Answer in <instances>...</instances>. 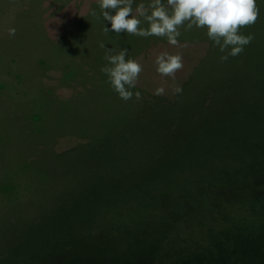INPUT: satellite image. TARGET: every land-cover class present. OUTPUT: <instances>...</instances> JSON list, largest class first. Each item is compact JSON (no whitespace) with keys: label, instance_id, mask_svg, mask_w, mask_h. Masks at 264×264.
<instances>
[{"label":"rangeland","instance_id":"rangeland-1","mask_svg":"<svg viewBox=\"0 0 264 264\" xmlns=\"http://www.w3.org/2000/svg\"><path fill=\"white\" fill-rule=\"evenodd\" d=\"M139 2L134 0L133 8ZM7 3L13 8L6 21L0 20V239L22 236L23 243H0V264H264V176L243 179L231 174L226 183L214 177L211 182L219 188L212 190L193 174L184 186L191 188L193 184L196 190L203 188L209 193L201 199L189 197L190 188L183 191L178 187L182 178L167 183L156 179L145 192L113 201L83 218L71 216L69 219L78 218L70 224H59L63 221L57 217L53 228L43 224V216L13 221L19 208L32 209L24 205L36 199L41 188L38 185L50 180L49 169L59 163L57 158L71 153L76 141L73 136L85 138L88 120L111 117L120 120L119 128L127 126L130 117L131 122H143L144 116L156 114L165 106L174 107L177 98L191 86L192 94H200L202 84L217 83L220 69L225 72L223 93L229 90V73L239 85L243 76L256 81L257 77L252 71L241 73L237 56L221 62L216 56L221 52L204 28L186 30L185 25L180 29V45L173 47L166 38L105 33L104 27L110 28V24L103 20L98 0ZM256 3L259 18H264V0ZM92 10L97 16L91 15ZM14 16L31 26L17 27L15 35L10 36L8 29L18 25L9 21L8 26ZM59 41L61 45L69 43L66 57L60 56L54 46ZM101 43L114 54L126 48V58L142 63L143 71L132 90L139 91L142 99L137 101L133 96L125 102L112 89L100 70L107 63ZM163 50L180 52L183 57L184 66L174 81L155 71V55ZM42 56L45 64L37 69L36 58ZM32 63L35 65L30 67ZM158 85L165 87V95H153ZM174 85L182 86V93L174 95ZM260 86L255 85L264 90ZM109 87L112 91L108 93ZM107 93L111 98L118 97V102L117 97L112 100L117 108L110 112L103 105ZM222 104L221 100L211 102L209 106L214 105V109L206 111L203 126L219 127L217 131H221L232 124L226 123L229 120L222 123L230 116L219 111ZM205 105L201 103L200 111ZM256 115L248 118L253 120ZM194 126L191 121L187 129L193 132ZM224 155L222 163L231 157ZM244 161L249 170L250 160ZM214 166L208 165L205 171ZM203 199L215 209L205 212ZM46 211L44 207L43 214ZM26 222L35 224L24 230V240L21 229Z\"/></svg>","mask_w":264,"mask_h":264},{"label":"trees","instance_id":"trees-1","mask_svg":"<svg viewBox=\"0 0 264 264\" xmlns=\"http://www.w3.org/2000/svg\"><path fill=\"white\" fill-rule=\"evenodd\" d=\"M4 1L0 0L1 21L8 19L13 8L12 4L7 3L9 0H6V4ZM9 21L11 25L18 23L15 29L24 25L28 28L31 26L30 22L20 21L16 16L8 20V26ZM241 32L245 35L249 33L254 35L251 43L237 56L242 68L241 73L252 71L257 81L241 76L239 85L229 73L227 81L229 90L223 93L225 72L220 69L216 73L219 79L217 83L211 81L202 84L199 86L202 89L200 94H192L191 86L189 92L177 98L174 107L165 106L156 114L144 116L143 122H131L130 117L127 126L119 128L120 120L116 121L111 117L101 119L94 117L91 121L88 120L89 123L84 126L87 130L85 138L73 136L76 141L71 153L57 158L59 163L51 165L49 169L50 180L46 185H38L41 188L37 191L36 199L24 205L25 208L32 209L24 211L19 208L13 221L30 217L40 219L43 216L45 220L43 224L53 228L54 223H58L55 222L57 217L63 221L59 224L66 222L70 224L72 219L83 218L100 208L103 209L113 201L118 202L120 199L128 198V195L147 191L149 186L156 183V179L167 183L170 179L182 178L183 183L178 187H183V191L190 188L184 185L189 183L193 174L201 177L202 182L210 185L212 190L219 188L213 186L211 182L214 177L217 180H225L224 183L230 179L231 174L243 176V179H261L260 177L264 176V90L255 85L264 86V18H258L256 25L246 27ZM54 43L60 56L66 57L70 54L68 41L64 45H61V41L57 45ZM221 55L223 53L216 55L219 60ZM36 60L39 64L37 69L42 68L45 64L43 56L41 59L37 57ZM34 65L32 63L29 66ZM110 90L112 91L109 87L108 93ZM108 93L103 105H106L105 108L110 112L117 108L118 97H115L117 102L114 103L112 100L115 98H111ZM218 100L223 103L219 111L230 115L224 117L222 123L226 120H229L226 123L232 122L221 131H217L220 130L219 127L203 126L206 111L214 109V105L212 107L209 105ZM201 103H206L205 112L200 111ZM252 114L257 115L250 120L248 117ZM191 121L195 123L193 132L187 129ZM223 142L227 144L221 145ZM241 145L243 148L237 150ZM219 151L223 152L218 155ZM227 153L231 157L229 161L227 159L222 163L225 155L223 157L221 155ZM243 159L250 160L249 170ZM208 165L216 167L210 168L207 172L205 168L208 169ZM190 185L191 190L187 194L189 197L207 198L209 193L203 188L196 190L195 185ZM127 203L132 206L131 202ZM203 204L205 212L208 209L209 211L215 209L209 206L206 199H203ZM7 205L8 203L4 207ZM44 207H47V211L43 214ZM77 215L78 217L69 219ZM34 224L26 222L21 234L25 235L24 230ZM26 238L27 235L23 236L24 240ZM0 241L7 244L23 240L22 236L10 235L4 240L1 238Z\"/></svg>","mask_w":264,"mask_h":264},{"label":"clouds","instance_id":"clouds-1","mask_svg":"<svg viewBox=\"0 0 264 264\" xmlns=\"http://www.w3.org/2000/svg\"><path fill=\"white\" fill-rule=\"evenodd\" d=\"M100 14L104 21L110 24L103 31L117 34L126 32L139 37L156 36L166 38L169 45H180V29L185 25L186 30L195 28L206 29L207 37L214 46L223 53L221 62L229 57L240 55L245 47L254 39V35L241 32L242 28L254 25L259 18V8L256 0H143L133 8L134 0H98ZM92 16H97L95 10ZM146 24V27H142ZM15 28L8 29L10 36L15 35ZM100 47L105 50L104 59L107 63L101 67V72L107 76L108 83L123 101L135 96L139 101L142 95L136 88L142 63L135 58L127 57L128 50L121 49L113 53L103 43ZM155 71L161 77L175 80L176 73L183 68V57L180 52L159 51L154 58ZM180 85H174L173 94L182 93ZM166 89L158 85L153 95L163 96Z\"/></svg>","mask_w":264,"mask_h":264}]
</instances>
